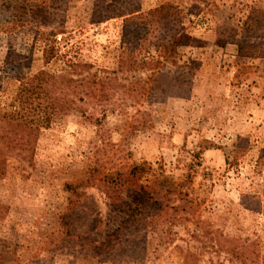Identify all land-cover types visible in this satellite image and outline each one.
<instances>
[{"label":"rangeland","instance_id":"1","mask_svg":"<svg viewBox=\"0 0 264 264\" xmlns=\"http://www.w3.org/2000/svg\"><path fill=\"white\" fill-rule=\"evenodd\" d=\"M163 5L193 40L177 50L176 66L153 60L177 25L143 47L137 38L123 44L125 18ZM49 44L58 56L45 65ZM9 53L16 63L5 66ZM129 56L139 66L118 78L143 83L138 105L116 94L105 114L96 107L98 123L85 117L90 106L60 113L32 155L5 158L0 264H264V0H0V135L19 87L38 72L81 63L103 76ZM135 166H150L152 180L188 181L201 201L176 214L187 219L135 239L146 247L136 260L101 190L105 174ZM82 208L102 218L100 232L75 221Z\"/></svg>","mask_w":264,"mask_h":264},{"label":"trees","instance_id":"2","mask_svg":"<svg viewBox=\"0 0 264 264\" xmlns=\"http://www.w3.org/2000/svg\"><path fill=\"white\" fill-rule=\"evenodd\" d=\"M37 11L42 12L39 9ZM179 18V12L166 5L146 14L130 15L124 20L123 44L130 45L132 38H137L143 47L148 39L156 36L159 29L177 25L174 36L160 41L157 48L160 59L153 60L155 66H159L163 60L176 66L174 58L177 50L193 41L179 28ZM57 56L58 52L54 46L50 44L45 46L43 51L45 65H49ZM14 57L13 53H9L5 66L16 63ZM136 66H139L138 61L129 56L121 60L117 72L100 71L103 76H99L98 72L93 71V66L80 63L60 73L42 70L30 83L22 84L16 95L15 110L4 114L8 130L6 134L0 135V175H3V165L8 155L14 152L18 155L33 154L40 132L50 128L56 115L70 111L85 115L86 108L90 106L92 113L85 117L90 122L98 123L96 107L102 105L99 106L102 109L100 111L105 114L107 103L116 94L127 95L131 103L138 105L145 89L143 83L135 80L123 84L118 78V73ZM16 77H19L18 80L21 79L20 74ZM121 101L126 103L127 99L121 98ZM240 153L241 150H237V154ZM150 172H152L150 166H135L127 172L108 173L103 178L106 184L101 186V190L110 201L115 219L119 221L115 232L128 231L133 241L135 239L146 241L158 224H177L187 219L177 218L176 214L181 211L194 213L201 204L190 190L188 181L177 182L169 178L163 181L157 178L152 180L151 176L149 177ZM176 201L179 204L175 205ZM76 204L78 202L73 206ZM83 208L79 213L73 210L75 221L82 226L90 225L95 231L100 232L104 225L102 218L98 215L89 218ZM136 244L139 243L135 241L134 246L130 248L134 260L140 254H145L146 249L145 244L139 247ZM240 248L241 252L240 249L232 252L236 258L245 256L246 247L242 245Z\"/></svg>","mask_w":264,"mask_h":264}]
</instances>
